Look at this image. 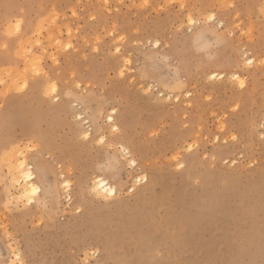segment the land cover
Returning a JSON list of instances; mask_svg holds the SVG:
<instances>
[{"label":"rangeland","instance_id":"1","mask_svg":"<svg viewBox=\"0 0 264 264\" xmlns=\"http://www.w3.org/2000/svg\"><path fill=\"white\" fill-rule=\"evenodd\" d=\"M262 61L264 0H0V264L134 259L141 243L131 232L128 253L115 247L111 257L91 241L90 224L100 218L106 232L118 228L106 213L148 196L158 171L175 186L170 199L189 183L176 211L197 203L209 179L210 189L228 191L255 184L249 178L264 170ZM120 141L142 146L137 167ZM17 159L40 188L31 203L14 172ZM92 172L117 195L97 196L85 182ZM154 210L163 219L164 210ZM174 223L162 222L155 260L145 264L168 259ZM139 224L152 237L148 217ZM232 226L222 222L227 237ZM219 252L179 258L207 264Z\"/></svg>","mask_w":264,"mask_h":264},{"label":"bare ground","instance_id":"2","mask_svg":"<svg viewBox=\"0 0 264 264\" xmlns=\"http://www.w3.org/2000/svg\"><path fill=\"white\" fill-rule=\"evenodd\" d=\"M109 118H111L109 121L112 129H117L114 117L110 116ZM261 122L262 120L260 119L259 123ZM82 134L85 138L90 136L87 130L83 131ZM118 143L124 153L123 156L127 157V164L137 167L135 153L141 151L142 146L136 141H133V144L131 143L132 146L125 141ZM14 165V172L18 176L22 195L28 197L29 201H31V196L36 195L40 190L36 184L35 173L31 167H27L25 161L17 159ZM190 176V173H187L183 180L189 182ZM152 178L154 181H152L151 191L148 196L139 197L135 204L124 203L121 205L123 207L116 206L114 210L112 209L111 212L108 211L106 213V217L111 215V218L116 217L119 219V222L115 225L118 228H114L108 233L104 229L105 226L100 223V218L94 217L95 220L90 224L88 232L92 242L97 244L96 240H99L101 243L99 242L98 245L105 246L107 248L106 251L111 250V257L113 256L112 253L115 255V247L125 246L126 248L122 254H127L129 251L127 250L129 248V240H124V237L131 232L137 237L136 242L141 243V248L134 259L122 260L120 264L153 263L155 259L152 252L155 249L156 236L158 235L156 233L160 230L163 221L166 223L168 219L173 218L175 231L173 229L168 235L171 241L168 259L154 262V264H198L195 260L182 261L179 256L187 252H196L209 256L214 251H220L217 253V259L209 257V260H205L207 264H264V170L249 178L251 181L256 179L255 184L240 185L233 187L230 191L225 187H219L220 184L216 185L215 189H210V186L215 184V182L209 179L210 182L203 184L202 191L199 194H195L197 203L190 204L188 205L189 207L186 206L182 211H176L174 208L175 204L179 205L180 202L186 200L187 193L191 192L189 191V183L182 185L185 192L181 188H177L174 197L170 199L168 192L175 186L170 185L168 176L158 171ZM147 179L148 176L145 174L142 176L136 175L135 182L139 185L146 182ZM87 180L91 181V190L97 196L103 197L102 200L113 198L117 195V188L102 178V176L96 175L95 172H92V175L88 176L85 182ZM260 181L262 182L258 183ZM80 184L81 186L79 187L82 189L84 183L81 182ZM155 185L161 186L160 193L156 192L155 188L153 189V187H156ZM62 186L65 192L68 193V200L71 201L72 197L69 194L70 182L64 180ZM154 208L164 210L163 219L156 216ZM94 210L90 208L88 212L93 215ZM142 214L149 219V228L153 230L152 237L147 236L149 233L143 234L139 228V219ZM218 217L221 221L215 220ZM222 222H229L235 228L230 229L232 232L231 234L227 233L228 237L225 235V228H222ZM217 223H220L219 227L216 226ZM127 225H130V228ZM207 235L210 238H207ZM222 242L227 245L226 252L219 249L223 244Z\"/></svg>","mask_w":264,"mask_h":264},{"label":"snow or ice","instance_id":"3","mask_svg":"<svg viewBox=\"0 0 264 264\" xmlns=\"http://www.w3.org/2000/svg\"><path fill=\"white\" fill-rule=\"evenodd\" d=\"M212 18H214V17H210V19H212ZM97 51H98V50H97ZM116 52L119 53V52H120V48H116ZM251 63H252V61L249 60V61H248V64H251ZM262 63H264V61H262ZM121 74H123V73H121ZM240 87H241V88L244 87V82H243V81L240 82ZM109 119H111V118H109ZM112 131H114V132H115V131H119V129L113 128ZM236 139H237L236 136H233V137H232V140H233V141H235ZM100 143H103V140H102V139L100 140ZM189 150H191V149H189ZM133 163H134V161H133ZM178 163H179V162H178ZM179 167L183 168L184 165H183V164H179ZM29 203H31V201H29Z\"/></svg>","mask_w":264,"mask_h":264}]
</instances>
